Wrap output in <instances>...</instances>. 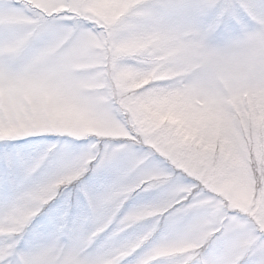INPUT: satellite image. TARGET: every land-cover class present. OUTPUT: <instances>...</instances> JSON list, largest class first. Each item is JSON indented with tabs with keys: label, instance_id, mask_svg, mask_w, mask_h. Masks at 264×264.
<instances>
[{
	"label": "snow or ice",
	"instance_id": "6c2138e0",
	"mask_svg": "<svg viewBox=\"0 0 264 264\" xmlns=\"http://www.w3.org/2000/svg\"><path fill=\"white\" fill-rule=\"evenodd\" d=\"M93 7L92 0H0V264H264V161L257 158L264 133L248 137L256 149L250 205L216 215L210 177L148 137L131 129L118 139L86 136L70 114L57 117L13 91L37 79L72 94L100 83L110 60L80 62L73 53L117 44L125 21L106 22L91 14ZM155 7L138 0L131 11L147 15ZM187 7L220 35L264 19V0ZM90 114L127 127L118 108ZM30 137L40 139L9 143ZM65 193L63 204L49 207ZM138 196L151 199L126 210Z\"/></svg>",
	"mask_w": 264,
	"mask_h": 264
},
{
	"label": "clouds",
	"instance_id": "9594fccd",
	"mask_svg": "<svg viewBox=\"0 0 264 264\" xmlns=\"http://www.w3.org/2000/svg\"><path fill=\"white\" fill-rule=\"evenodd\" d=\"M135 2L92 0V15L125 21L117 44L73 53L80 62L110 60L100 83L72 94L37 79L13 91L57 117L70 114L86 136L118 139L131 129L148 137L210 177L219 198L214 214L243 211L250 205L256 152L249 133H264V19L220 35L217 25L187 7L198 0H145L156 6L147 15L131 11ZM109 108L121 110L127 127L90 114ZM257 158L264 161V149Z\"/></svg>",
	"mask_w": 264,
	"mask_h": 264
},
{
	"label": "rangeland",
	"instance_id": "374dc122",
	"mask_svg": "<svg viewBox=\"0 0 264 264\" xmlns=\"http://www.w3.org/2000/svg\"><path fill=\"white\" fill-rule=\"evenodd\" d=\"M3 38H4V33L0 32V39H3ZM39 139L40 138L38 137H30V138H27V140H16V141H10L9 143L15 146L25 147L28 144V141H38ZM78 143L86 144L88 143V141H80ZM2 147L3 145H0V148ZM3 179H4L3 166L0 165V204H3L4 202ZM93 183L97 184L98 186V182L93 181ZM71 187H75V186L73 185ZM69 191H71V188L69 189ZM68 198H69V193H65L62 196H58L57 199L53 201L49 207H58L61 204H63V202ZM149 199H151L150 196H138L136 199L129 202L126 210L131 209L139 204L145 203ZM43 220H44V216L42 214L41 216L36 218V220L34 221V225H39ZM143 227H146V225H142L139 228L133 229L131 232L128 233V235L131 236L133 233L139 232L140 230H142Z\"/></svg>",
	"mask_w": 264,
	"mask_h": 264
}]
</instances>
